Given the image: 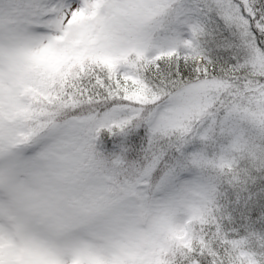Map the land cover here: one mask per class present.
Instances as JSON below:
<instances>
[{"label":"snow or ice","instance_id":"snow-or-ice-1","mask_svg":"<svg viewBox=\"0 0 264 264\" xmlns=\"http://www.w3.org/2000/svg\"><path fill=\"white\" fill-rule=\"evenodd\" d=\"M0 264H264V0H0Z\"/></svg>","mask_w":264,"mask_h":264}]
</instances>
